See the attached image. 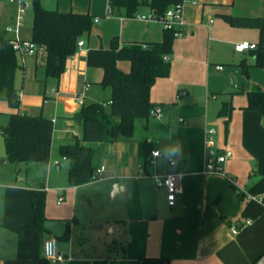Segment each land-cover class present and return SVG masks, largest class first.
I'll list each match as a JSON object with an SVG mask.
<instances>
[{"label": "crops", "instance_id": "crops-1", "mask_svg": "<svg viewBox=\"0 0 264 264\" xmlns=\"http://www.w3.org/2000/svg\"><path fill=\"white\" fill-rule=\"evenodd\" d=\"M91 1L88 6L76 7L74 0L70 4H61L60 0L54 9L99 17L98 32L107 33L112 27L110 42L114 36L121 43L162 40L164 30L157 28L159 24L127 17L118 10L110 16L106 12L109 0H99L102 7H94ZM10 5L9 10L2 11L3 26L14 17L15 7ZM220 14L264 16V0L187 1L185 34L175 40L171 73L159 77L150 92L153 107H160L159 114L142 122L138 138L136 126L130 138L121 136L113 143L98 144L100 167L105 166L100 179L108 180L105 185L113 200L102 218H91L90 212L82 216L78 210L80 200L91 203L97 199L98 195L88 190L96 180L88 185H71L69 162L63 156L68 167L61 178V171L53 170V166L59 169L62 162L52 160V149L47 163L9 162L4 136L0 138V264H39L44 241L50 237L58 240L62 253L72 256L58 264H95V260L103 259L116 260V264H142L145 256L168 258L170 264H256L262 259L260 264H264V203L247 196L264 193V120L258 111L246 107L247 92L256 87L264 89V68L251 66L249 82H245L241 63L253 64L255 58L250 49H235L244 40L257 43L259 30L233 27ZM103 17L107 21L102 22ZM23 36L31 38L25 30ZM83 41L80 52L68 58L58 83L44 86L40 81L44 76L40 67L43 49L24 59L19 56L15 85L20 106L15 109L0 97V128L9 122L11 113L20 111L55 118L53 138L58 132L59 148L80 135L81 127L75 119L81 108L77 94L84 92L87 103L92 82L101 84L103 79V70L98 74L88 66L90 48H84ZM237 54L241 55L239 61ZM119 64L126 70L131 67L127 60ZM217 65L224 68L218 70ZM53 89L59 94L55 95ZM105 89L101 87V94ZM95 101L103 100L91 102ZM225 102L233 105L228 122V116L219 114ZM209 127L217 129L216 146L233 151L224 172L206 169ZM144 140L161 154L153 157L151 150L144 160L139 154ZM171 158L176 161L174 166L170 165ZM169 172L177 174L183 189L173 206L168 203L167 188L155 180V175ZM42 187L47 192L44 233L32 227L31 194ZM67 222L71 223V234L63 237ZM232 225L238 226L237 232L232 231Z\"/></svg>", "mask_w": 264, "mask_h": 264}, {"label": "trees", "instance_id": "trees-1", "mask_svg": "<svg viewBox=\"0 0 264 264\" xmlns=\"http://www.w3.org/2000/svg\"><path fill=\"white\" fill-rule=\"evenodd\" d=\"M179 0H111L112 12L118 10L127 17H134L142 7L162 13ZM33 24L31 40L44 50L40 67L43 85L58 83L66 71L68 58L79 48L78 41L88 37L94 26V17L89 12H62L44 7L40 0H32ZM233 27L259 30L256 47L250 49L255 60L253 64L243 61L245 74L251 66L264 68V16L220 14ZM6 26V25H5ZM0 25V97L10 106L18 109L20 94L15 85V76L20 67L19 55L11 42V35ZM176 38L171 30H164L160 41H132L121 43L118 36L111 39L109 47L91 48L86 61L90 67L103 70L101 84L111 89L109 101L84 103L75 119L81 127L80 135L74 141L60 145V155L69 162L68 179L71 185H83L101 178L99 175L100 148L98 144L113 143L119 137L130 138L135 133L136 121L151 116L154 103L151 88L159 77L171 73ZM131 63L129 70L120 66V61ZM247 108L258 111L264 120V89L256 87L247 92ZM233 105L225 102L220 115L228 116ZM5 140L7 161L19 163H47L50 160L54 123L46 115H29L16 111L11 113L9 122L0 128ZM152 150L147 140L140 143L139 154L146 160ZM47 192L42 188L33 189L31 203L34 208L32 227L44 233ZM71 234V223H66L63 237ZM123 254L125 247L120 243ZM95 264H116V260H95ZM39 264H52L44 255ZM142 264H170L168 258L160 256L142 257Z\"/></svg>", "mask_w": 264, "mask_h": 264}, {"label": "built area", "instance_id": "built-area-1", "mask_svg": "<svg viewBox=\"0 0 264 264\" xmlns=\"http://www.w3.org/2000/svg\"><path fill=\"white\" fill-rule=\"evenodd\" d=\"M12 5L15 7L13 20L6 24L5 30L11 35V42L14 49L17 51L18 55L24 59L28 55H36L41 48V46L32 41L31 39H24L21 36V29L26 24V15L27 7L29 5L28 0H9ZM111 1V0H110ZM188 0H179L176 3H173L169 6L164 12L157 13L154 9L148 8L146 12L137 11L134 17L146 21L148 23L159 24L163 30H171L174 33V37L180 38L185 34L186 29V20L184 16L185 4ZM193 4H198V0H191ZM110 14L112 13V7L110 5ZM99 17H96L94 21H99ZM79 46L84 44L83 39L78 41ZM256 47L255 42L248 40L241 41L235 45L237 51H244L247 49H252ZM218 70L224 68L223 65H217ZM52 92L55 95L59 94L58 89H53ZM78 102L84 104V92L77 94ZM46 102L48 99L45 100ZM160 112V107L155 106L151 110V115H157ZM55 121V118H52ZM216 133L217 129L215 127H209L207 129V155H206V169L213 172H224V164L227 160L233 155V151L228 148L219 149L216 146ZM161 154L160 150H152V156L157 157ZM154 162V159L151 160ZM56 164H59V161H56ZM176 164L175 159H170V165L174 166ZM105 169V166H101L99 169V175ZM234 183V179L230 178ZM155 180L157 185H163L167 188L168 191V203L169 205H175L177 197L183 192L182 186L178 184L177 174L174 172H169L163 176L155 175ZM238 192L241 194L240 190ZM249 198L256 199L264 203V193L259 195L248 194ZM62 198H60V201ZM247 223H251V219L247 220ZM238 226L232 225V231L237 232ZM43 255L52 263H64L67 260L72 259V256L65 255L62 253L58 247V240L55 237H50L44 241L43 244ZM262 258V257H261ZM260 260V259H259ZM263 261H257L256 264H260Z\"/></svg>", "mask_w": 264, "mask_h": 264}, {"label": "rangeland", "instance_id": "rangeland-1", "mask_svg": "<svg viewBox=\"0 0 264 264\" xmlns=\"http://www.w3.org/2000/svg\"><path fill=\"white\" fill-rule=\"evenodd\" d=\"M58 1H60V0H40L41 4L44 7L50 8V9L57 8V2ZM74 1H75L76 7H84V6H88V4L90 3L91 0H74ZM71 2H72V0H61V4H66V3L70 4ZM91 2L94 4V7H102V5H103L102 1H99V0H92ZM28 3H29V5L27 7L26 24L21 29L22 38H24V36H23L24 30L27 32V36H29V37L31 36V31H32V24H33L32 0H28ZM109 7H110V3L108 2V9L106 11L107 13H110ZM5 8L8 10L11 8L10 1L9 0H0V25H3V22H4L2 11H4ZM110 16H111V14H110ZM105 21H107V18L103 17L102 22H105ZM99 24L100 23L94 21V26H93L91 36L89 38L86 36L83 38L86 41V45L84 46V48H90L91 49V48L100 47V46H105V47L109 46L110 38L112 36L111 35L112 27L111 26L109 27V29L107 30V33H101V32L97 31ZM160 27H157V28L161 30L162 27L161 28ZM159 36L161 38L162 31H160ZM80 50H81V47L79 46L78 50L74 54L79 53ZM245 53L249 57V51H246ZM240 56L241 55H238V54L236 55V57H235L236 61L240 60ZM256 68L261 69L260 67H256ZM91 69H92V72H95L98 74L102 73L101 72L102 69L99 67H91ZM249 75H250V73H248V74L244 73V77L246 80L245 82H249V79H250ZM101 87H102V85L99 82H96L95 80L92 82L91 87L88 90L86 89L87 90V103H90L93 100H103V102L107 101V98L109 97L111 89L106 88L104 93L101 94ZM230 88H231V86H230ZM98 94H101V95H99V97H97ZM143 121L144 120H137L136 121V123H137L136 124L137 129H136V134H135L136 138H138L142 133V122ZM55 131H57L56 128H55ZM57 133H56L55 138H53L52 160L55 161L58 159L62 162V165L60 166L59 169L56 166H53L54 167L53 170L61 171V178H62V177H64L65 173L67 174L68 163H67V161L63 160L62 156L60 155L58 146H59V142L61 139L58 138ZM2 137H3V135L0 132V138H2ZM2 145H3V139H2ZM4 148H5V146H4ZM5 151H6V148H5ZM6 155H7V152H6ZM98 155H99L98 158L101 157L100 151H99ZM163 166L165 167L166 163ZM39 172L41 175L42 171L39 170ZM53 179H54V177L52 178V182H53ZM67 180L68 179H67V175H66V181ZM107 182H108V180L105 177H103L100 180L94 181L91 184V186L88 187V190L90 192H93L98 196H97V199H92L93 201L91 203L85 201V199L80 200V203L78 204L79 205L78 210H79L80 214H82V216H84L83 214H85V213L87 215H89L88 213L90 212L91 218H102L101 216L106 215L110 211L109 208L113 204V200H112L111 194H109V192L106 188L105 183H107ZM88 184H90V182L86 183V185H88ZM68 185H69V183H68ZM118 201H119V199H118ZM89 217L90 216H88V218ZM52 221H54V220H52ZM54 223H58V222H54ZM81 228L82 227L80 226L78 228V230Z\"/></svg>", "mask_w": 264, "mask_h": 264}]
</instances>
